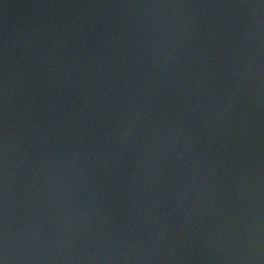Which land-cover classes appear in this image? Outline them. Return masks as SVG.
<instances>
[{"label": "water", "instance_id": "obj_1", "mask_svg": "<svg viewBox=\"0 0 264 264\" xmlns=\"http://www.w3.org/2000/svg\"><path fill=\"white\" fill-rule=\"evenodd\" d=\"M0 264H264V0H0Z\"/></svg>", "mask_w": 264, "mask_h": 264}]
</instances>
